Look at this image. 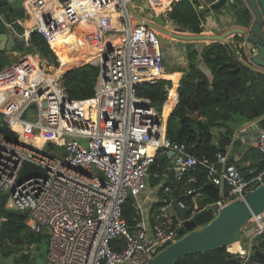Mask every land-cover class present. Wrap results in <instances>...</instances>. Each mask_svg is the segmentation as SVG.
I'll return each mask as SVG.
<instances>
[{"label": "built area", "instance_id": "built-area-1", "mask_svg": "<svg viewBox=\"0 0 264 264\" xmlns=\"http://www.w3.org/2000/svg\"><path fill=\"white\" fill-rule=\"evenodd\" d=\"M25 1L33 15L32 2ZM57 1V6L66 7L64 10L85 3V15L95 20L102 36L114 41H98L99 50L89 61L100 67L91 97L70 98L63 74L55 76L46 71L15 108L0 110L3 124L17 134L14 139L0 136L1 193L8 194L7 208L26 211L30 228L47 237V264H150L157 251L181 236L182 220L169 213L174 201L179 199L181 207L190 206L188 198H178L173 187L165 184L152 225L145 220L140 195L147 188V170L158 157L173 153L170 168L177 183L197 165L206 167L212 183L222 186L228 182L231 188L227 194L206 206L213 207L215 213L263 184L264 168L245 176L228 151L219 153L217 162L210 163L189 154L185 144L167 137L163 111L137 93L142 82H155L166 75L162 33L134 18L131 7L135 0ZM24 22L15 17L7 24L12 34L25 33L30 46L31 32L27 33V28L22 33L17 28ZM41 27L47 35L51 33L52 29ZM242 27L247 31L242 35L246 44L252 23ZM239 47L245 54L239 59L264 72V67L253 60L257 48ZM38 131H50L62 142L42 138L45 147L35 144L32 136ZM24 136L29 140L21 139ZM247 136L248 144L258 148L264 159V126L259 119L248 123ZM27 162L41 167L43 173L22 178ZM194 191L188 190L185 196ZM130 196L135 198L140 216L132 228L123 216L124 203ZM263 218L264 213L249 221L251 238L264 236ZM2 220L1 215L0 223ZM121 237L125 245L113 249L111 242ZM231 246H227L231 257H236L239 264L252 261L251 240L238 250Z\"/></svg>", "mask_w": 264, "mask_h": 264}, {"label": "trees", "instance_id": "trees-1", "mask_svg": "<svg viewBox=\"0 0 264 264\" xmlns=\"http://www.w3.org/2000/svg\"><path fill=\"white\" fill-rule=\"evenodd\" d=\"M214 1L216 0H173L167 17L181 30L200 34L204 31L203 19L206 13V8H203L202 4ZM52 2L56 3L54 6L59 5L57 0H42L39 7L43 8L45 5L47 9H50L53 6ZM85 8L86 4L83 3L77 9L58 12V16L61 18L66 15L67 18H71L75 11ZM230 8L237 25L249 26L252 23L253 15L244 0H234ZM40 10L42 13V9ZM12 15L14 13L8 14L11 20L15 19ZM42 19L44 20L43 15ZM161 22L160 24L165 25L164 20ZM17 28L20 32L24 31L21 25H17ZM50 32L54 33V30ZM242 37V35L234 36L237 41ZM71 40H74L73 43L76 44L74 55L60 51L54 54L49 41L40 32L33 31L30 35V46L24 48L22 52L29 50L35 52L44 45H49L50 52L47 56L50 62L59 68L63 61L79 59L91 50H84L80 40L75 37ZM65 41L61 40L60 43ZM110 41L113 42L114 39L110 38L109 43ZM239 56L245 58L244 51L236 42L212 41L204 44L201 49L191 50L188 53V67L179 69L182 72L177 86L179 100L167 120V137L174 143L185 144L186 147L193 148V155L202 160L206 159L210 163L217 162L219 153H227L234 141L235 132L241 125L259 119L260 125L264 126V72L246 64L239 59ZM15 59L13 54L0 51V81L9 85H11L9 79L15 77L18 72ZM201 63L211 70L212 79L200 66ZM99 71L100 67L90 62L82 65L79 62V66L67 70L63 74L62 82L68 96L73 99L91 97L95 92ZM171 86L172 81L167 79L142 82L137 86V93L151 99L152 103L163 111L169 99ZM174 96H176L175 93ZM3 116L0 112V136L16 138V132L3 124ZM33 137H35L33 138L35 144L40 143L42 138L60 142L55 134L44 131L38 132ZM249 157L253 162L250 167L258 166V170L264 168V159L256 147L249 148L239 165L233 162L243 171L240 163L247 161ZM170 160L168 153L156 159L150 173L153 185L160 183V178H155L154 174L161 173L170 167L172 165ZM172 172L174 174V171ZM188 178H193V180L187 183ZM208 182L206 167L197 165L180 182L177 183L173 175V179L166 184L173 187L178 198H188L190 205L193 204L192 197L198 195L197 204L203 208L212 201L206 194L199 196L202 193L201 188ZM191 189L195 191L185 196ZM1 194L0 190V202ZM135 203V198L130 196L123 207V216L131 228L140 218ZM161 204L162 202L158 206L160 207ZM6 225L4 240L0 246L2 261L13 259V264H37L34 251L41 252L43 247L45 249L41 255L43 260L47 261L48 239L45 235L36 233L30 228L27 224V216L14 213L6 221ZM124 245L123 237L111 242V247L115 250H120ZM241 247L240 242L231 246L233 250ZM231 256L229 248L223 247L215 251L187 256L175 264H227V259Z\"/></svg>", "mask_w": 264, "mask_h": 264}, {"label": "water", "instance_id": "water-1", "mask_svg": "<svg viewBox=\"0 0 264 264\" xmlns=\"http://www.w3.org/2000/svg\"><path fill=\"white\" fill-rule=\"evenodd\" d=\"M226 1L218 0L213 2L207 8V13L209 14L212 10L221 9ZM244 1L253 15L252 28L248 35V42L257 48V54L253 57V60L256 64L264 67V0ZM9 13H14V17H19L26 22L32 21L31 6L25 0H0V51L12 52L17 55L29 46L26 43L27 37L25 33L21 36L11 33L7 24L10 19ZM131 13L138 22H143L179 40L226 41L230 36L247 34L246 29L241 26L233 27L222 34H186L179 28L171 30L167 26L155 21L142 18L132 7ZM40 52L48 55L50 46L44 45L34 53ZM22 53L26 55L25 52ZM24 58H20L19 63ZM187 152L193 154V148H188ZM217 167L221 168V164L218 163ZM152 168L153 164L149 166L147 174L151 173ZM96 172L100 177L105 178L102 170L96 168ZM42 173L43 169L41 167L27 162L22 171V178H27L31 175H41ZM243 174L249 176L250 172L243 171ZM230 188L231 185L226 181L222 186L208 182L201 188V191L205 192L213 201L218 200L221 195L227 194ZM7 197V193L1 194L0 214L3 216V220L0 226V246H2L4 240L7 227L6 221L10 216L14 213L27 216L26 211L7 208L5 204ZM206 206L200 208L195 203L188 207H181L179 199L174 201L172 210L182 220V226L180 227L181 236L157 251L150 264H175L187 256L215 251L236 242H240L242 246H245L250 240L253 246V255L252 261L249 264H264V236L251 238V227L247 226L254 216L264 213V183L247 192L243 199H236L227 203L219 208L216 213L213 207ZM226 263L239 264V261L236 257H230Z\"/></svg>", "mask_w": 264, "mask_h": 264}, {"label": "crops", "instance_id": "crops-1", "mask_svg": "<svg viewBox=\"0 0 264 264\" xmlns=\"http://www.w3.org/2000/svg\"><path fill=\"white\" fill-rule=\"evenodd\" d=\"M173 2V0H147L146 2H138L137 4H133L134 7L133 9L135 10V12L141 16L144 19L150 20V21H154L153 18H155V14H156V10L152 9L151 5L154 4L156 7L162 5V7H164V5L170 6L171 9V3ZM234 0H227L226 3L223 5V7L219 10H212L209 14L205 13V17L203 19V25H204V31L202 33L205 34H222L223 32L233 28V27H238L239 25H237L235 23V17L232 13V10L230 8V4L233 3ZM212 3H203L202 7L203 8H207L211 6ZM157 11H160V8H156ZM161 11H163V8L161 9ZM167 14V13H166ZM166 14H162L161 16L163 17V19L165 18L164 22L165 25L168 28L170 26H176L172 20H170ZM157 22V21H155ZM159 23V22H157ZM160 24V23H159ZM242 27V26H241ZM175 28H179V27H174ZM172 29V30H174ZM180 29V28H179ZM184 33L186 34H190L191 32L183 30ZM235 36V35H234ZM234 36H230L227 41L230 42H236L239 44V46H245L247 50H251L253 48V45L250 44L249 42H247L246 44H244V37H242L240 40H235ZM211 43V41L209 40H200V41H191V40H179V39H172L170 40L167 44V48L165 49H169L171 52H173V58L174 60L172 61L171 66L168 68L170 70L166 71L165 70V79L167 80H171L172 81V86L169 88V99L166 101L164 107H163V114L166 115V120H168V117L170 115V113L172 112V110L174 109V107L176 106V104L178 103L179 100V95L177 92V86L179 84V80L182 76V72L179 71V69L182 67L187 68L188 67V53L193 50V49H201L202 46L204 44H209ZM166 50V51H169ZM13 54L12 52H8ZM257 54V52L253 55L255 56ZM15 56V54H13ZM82 60H78V59H69V60H65L62 62L61 66L59 68L57 67H53L51 68L48 72L53 73L54 75H62L64 74L67 70L71 69L72 67L75 66H79V62H81ZM32 58H29L28 60H26L25 62V70H26V65L31 64ZM17 63H15L16 65ZM200 66L203 68V70L205 71V73L209 76L210 79H212V73L211 70L208 69L206 66H204L203 63L200 64ZM174 70L173 72H170ZM27 72V70H26ZM25 72V73H26ZM36 72V70H35ZM24 73V74H25ZM41 73L36 72L35 73V78L39 80ZM177 80V81H176ZM4 90L3 87H0V102L2 101V103L6 102V98L4 96ZM174 93L176 94V96H174ZM2 105H0L1 107ZM248 123H245L243 125H241L235 132V136H234V141L233 143L230 145V147L228 148V154L230 156H232L233 161L239 165V162L242 160V158L245 156V154L247 153V151L249 150V148H252V146H250L248 144ZM169 156L171 157V164H172V157H173V153L171 151L168 152ZM252 159L249 157V159L245 162L240 163L243 171H249V172H255L258 171V166H252L253 162L251 161ZM173 170L170 167H167L166 169H164L161 173H155L154 177H159L160 178V183L157 185H153L152 184V178L150 176V174H148L147 180L148 181V186L147 188L143 191V193L140 195V201L143 204L144 210H143V214L145 217V220L147 221V223L149 225H152L153 223V218L155 216V214L158 212V204L161 202V198H162V185H165L168 181L173 179ZM172 175V177H170ZM175 177V175H174ZM189 177V176H188ZM193 180V178H188L187 179V183H190ZM209 182L210 179H209ZM205 192H202L199 194L200 195H205ZM207 195V194H206ZM195 200L193 202V204L197 203V196H194ZM169 213L173 214L175 216V211L173 210H169ZM1 261V258H0ZM43 264H47V261L44 260Z\"/></svg>", "mask_w": 264, "mask_h": 264}, {"label": "rangeland", "instance_id": "rangeland-1", "mask_svg": "<svg viewBox=\"0 0 264 264\" xmlns=\"http://www.w3.org/2000/svg\"><path fill=\"white\" fill-rule=\"evenodd\" d=\"M138 2L147 3V0H135L133 4H137ZM55 4L56 3L52 2L51 5L53 6L50 9L49 8L47 9L45 5H43L44 6L43 8H40L42 9V15L44 17V20H42V17H41L42 15L36 9L37 7H35V4H32V9H33L32 22L31 23L24 22V24L21 25L23 27V30L28 28L30 32L39 31L42 33L43 31H42L41 26H46L48 30L53 29L54 33H50L49 35H47L46 33L43 32L42 34H44V36H46V38L51 42V48L54 54H58V51H60L61 53L65 52L68 55H74L76 53V48H75L76 44L73 43L74 40L73 41L71 40L74 37L80 40V43L82 44L84 50L97 49L98 51L99 45H100L98 41H100L101 39L104 40V43L109 42L110 38L108 36H104V35L102 36L101 33L99 32L98 26L95 20L92 18H88L82 10L75 11L71 18H67L66 15H63L60 18L58 16V12L63 11L66 7L54 6ZM156 6L154 4L151 5L152 9L156 10L155 18H153V20L159 23H162L161 21L165 20L166 17L163 19L161 15L168 13V11L170 10V6L168 7L167 5H164V7H162V5L158 7ZM76 7H74L73 9H76ZM156 8H160V11H157ZM162 8H163V11H161ZM12 16H15V15H12ZM174 27L176 26H170L169 28L172 30L174 29ZM161 33L163 36L162 45H163L164 54H165V70L168 71L170 70L168 66L169 67L171 66L174 58L172 55L173 52L165 48H167V45H168L167 43L170 40L176 39V38H172L166 33H163V32ZM89 37H91V39ZM61 40H66V41L63 43H60ZM97 45H98V48H97ZM102 48L104 49V44ZM166 50H169V51H166ZM25 54L26 55H24L21 51V53L15 55L16 61L14 62L19 63V59L26 57V56L28 57V59L32 58L33 62H31V64L29 65H26L27 72L23 74L19 79L12 77L10 79L12 82L11 85L0 84V87H3V89H5L4 95L6 98V103H4V105L0 107V110L2 111L15 108L19 104L20 100L24 98L30 92V90L36 86L38 82V79L34 77L36 72L38 73L40 72L41 73L40 77H42L44 72L49 71L53 67H56L53 63L50 62L48 56L42 54L41 52L35 54L34 51L32 52V50H29V51H25ZM29 138L26 136L21 137V139H24V140H29ZM32 138L35 139V137L33 136ZM39 144L45 147L47 143L44 141H41ZM44 150H46V148H44ZM148 181L149 180H147V183ZM171 210L172 209H170V211ZM44 249L45 247L42 248L41 252H38L37 250L34 251V255L37 257L36 258L37 264L44 263V260L41 255L42 252H44ZM0 264H13V259L6 260V261L1 260Z\"/></svg>", "mask_w": 264, "mask_h": 264}, {"label": "bare ground", "instance_id": "bare-ground-1", "mask_svg": "<svg viewBox=\"0 0 264 264\" xmlns=\"http://www.w3.org/2000/svg\"><path fill=\"white\" fill-rule=\"evenodd\" d=\"M30 1L32 2V4H35V7H37L36 9L41 13V10H40L39 6H40V2L42 0H30ZM41 15H42V13H41ZM27 23H31V21H27ZM28 32H29V30L27 29V33ZM97 48H98V45H97ZM96 51H97V49L90 50L84 56L79 57L78 60H82L81 61V65L85 64V63L89 62L91 59H93L94 55L96 54ZM27 59H28V57L26 56L19 64L16 65L17 68H18L17 75L15 76L16 79L18 78V76L21 77L26 72V70H25V62H26ZM49 73H51V72H49ZM51 74H53V73H51ZM55 76H57V75H55ZM164 117H166L165 114H164ZM44 132L52 133L50 131H44ZM52 134H54V133H52ZM57 138L60 140V142H62V140L58 136H57ZM33 142H34V139H33Z\"/></svg>", "mask_w": 264, "mask_h": 264}]
</instances>
